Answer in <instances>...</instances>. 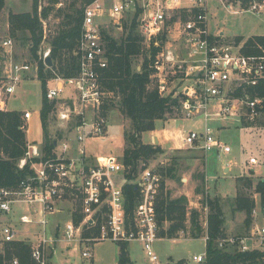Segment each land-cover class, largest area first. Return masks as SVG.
I'll return each instance as SVG.
<instances>
[{
	"label": "built area",
	"instance_id": "built-area-1",
	"mask_svg": "<svg viewBox=\"0 0 264 264\" xmlns=\"http://www.w3.org/2000/svg\"><path fill=\"white\" fill-rule=\"evenodd\" d=\"M205 1L191 0L187 8L182 5V0H93L84 6L76 45L78 73L73 77H64L54 72L51 80L55 86L45 91L50 101L61 98L68 101L57 111L56 118L72 130L77 143L107 134L108 121L103 109L111 94L102 88L100 82V70L108 63L103 31L114 37L106 29L107 26L111 24L122 29L123 20L127 16L131 19L136 12L137 31L147 50L151 43L160 47L151 66V77L157 79L156 87L160 95L178 98L179 109L185 111L188 118L202 114L205 120L209 119L211 114L207 106L213 99L217 101L214 114L220 119L236 117L237 122L251 124L259 117L264 109V98L251 97L245 88L255 87L264 80V43L246 45L245 41L228 42L222 33H210ZM226 7L231 8V4ZM194 8L199 11L194 13ZM261 8L262 5L257 2L250 6L251 10ZM181 11H185V19L181 17ZM41 22L43 34L34 67L27 62L12 60L15 43L12 38L2 42L4 52L10 57L4 68L7 95L15 92L17 83L32 69L37 76L39 62L51 68L45 64L51 49L46 42V23L43 19ZM172 27H177L180 40L183 41L182 56L169 44L168 36ZM162 36L165 40L160 44L159 37ZM147 53L150 58L151 54ZM174 64H177L181 74V83L177 89L168 91L165 67ZM66 87L74 89L75 97L60 96ZM239 88L242 89L241 95H236ZM1 107L4 108V105ZM23 116L28 118L30 111H25ZM72 119H76L75 123H71ZM68 139L59 143L55 140L53 157L45 159L38 144L28 143L23 157L18 161V168L22 169L29 163L33 173L22 179L16 188H0V212L10 214L15 205H23L19 221L40 226L35 240L31 241L33 260L37 264H51V255L60 243L73 250L77 245L83 246L81 256L90 260L93 258L92 245L109 240L116 243L137 242L148 261L158 264L159 258L153 243L160 238L155 203L162 181L161 174L149 169L142 172L134 183L138 190L137 205L131 214H126L123 184L117 182V177L124 175L122 161L112 154L91 157L82 147L73 149L75 154H72L70 141L73 138ZM172 140H177L180 148H198L205 153H229L231 150L209 126H205L201 132L189 130L185 133L177 130ZM35 158L38 160L35 161ZM247 163L256 165L258 161L256 157L250 156ZM69 201H77V207H81L82 218L79 223L73 222L72 211L63 229L59 223H55L54 227L48 226V217L66 212L64 204ZM204 211L208 212L207 204ZM99 218L101 221L98 222ZM93 227H97L98 234L84 237L83 232ZM17 234L10 224L0 228L3 242L17 239ZM200 237L206 243L207 218L204 233ZM225 245H236L240 251L264 249V223L255 222L247 235L226 236L219 241V247ZM205 258L206 252H203L186 260L191 264H199ZM12 264H17V260H13Z\"/></svg>",
	"mask_w": 264,
	"mask_h": 264
},
{
	"label": "rangeland",
	"instance_id": "rangeland-1",
	"mask_svg": "<svg viewBox=\"0 0 264 264\" xmlns=\"http://www.w3.org/2000/svg\"><path fill=\"white\" fill-rule=\"evenodd\" d=\"M60 1L62 3H68L72 0ZM47 2V0H39V6L42 8ZM253 2L261 4L262 8L260 10H251L250 6ZM182 3V5H186L184 7L187 8L191 0H182ZM229 4H231V8L226 7V5ZM31 6L32 0H5L0 14V55L7 54L4 52L1 45L3 40L10 37L8 27L9 13L28 12L31 11ZM56 7L63 6L59 5ZM205 8L209 32L212 34H220L222 32L224 38L228 42L240 43L246 41L249 37L256 35L264 36V0H249L246 3H243L242 0H206ZM38 11L40 12L41 10L38 9ZM60 19L61 18L55 17V12L53 11L49 18L45 20L48 36L58 29ZM129 20L130 18L127 16L123 22H128ZM123 22L122 25H124ZM106 29L117 39H119L125 31L124 26L122 29H119L111 24L108 25ZM170 31L168 36L169 44L171 43V46L176 49L177 54L182 56L184 54V46L182 43L183 41L180 40L178 29L177 27L176 29L172 27ZM237 37L241 38L239 42L236 41ZM14 40L12 60L27 62L34 67L36 58L31 56L29 45H24L21 40ZM143 45L145 52H148L147 46L145 44ZM9 61L10 60L7 62L9 63ZM142 62L143 58L140 56L134 61L137 70L140 69L139 67ZM4 66L5 64L0 61V99L7 98L6 106L10 110L30 111V116L28 118H25L23 116L24 112H21L23 119L22 130L29 136L34 134L36 136L38 133L37 130H39L41 135L40 141H36L34 144H38L41 147L43 143L41 121L37 124V114L41 108L43 96L41 81L36 76L35 70L32 69L27 74V78L24 77L17 83L15 92L7 95L4 89L6 83L3 71ZM165 69L167 73L166 81L168 84V91L177 89L181 83V80H179L181 74L178 71L177 64L167 65ZM51 72L52 75L46 80V89L55 86V82L51 80L55 72L52 68ZM156 82L157 79L155 78L152 85H156ZM75 94L72 87H66L64 93L60 96L75 97ZM54 101L53 110L49 113V118L47 119V132L49 137L59 142L61 140L73 138L72 141H70L72 143V154H75L73 149L82 147L87 154H91V157L95 155L104 157L108 154H112L121 160L123 150L131 146L128 141V136L133 132V129L131 122L126 119L115 106L108 110L103 109V114L108 121L107 134L105 136L89 138L83 143H77L73 137L74 133L72 130L67 127L66 123H61L56 118L57 111L61 109L62 104L66 105L68 101L64 98ZM216 109L217 101L213 99L209 101L207 106V111L211 114L207 120L204 119L202 114L188 118L185 115V111H177L175 109L173 113L167 114L166 120L155 121L154 130L143 132L139 137V142L143 144L157 143L161 147L162 152L153 156L147 162H140L138 174L133 180H128L123 175L117 177V182L123 184V186L125 184H134L137 178L146 169L159 172L162 176L163 188L161 184L158 196L163 192V197L168 196L169 199L185 197L187 200V214L184 222L186 229L189 228V212L192 209L198 210L199 224L202 226V229H204V222L208 215V212L204 211V207L207 204V200H214L216 198L222 208L224 217L223 227L226 236H244L249 233L250 227H253L255 224L254 222H264V200L262 201L260 194L255 191V186L259 180H264V109L259 117L251 124H247V126L237 122L236 117H232V119H220L216 117L214 114ZM75 121L76 119H72L71 123H75ZM205 126H209L213 132L230 147L231 150L229 153H217L216 151L205 153L198 148L187 146L180 148L179 142L178 144L174 143L175 140L166 141L167 138L164 134L165 130H173V132L180 130L185 133L189 130L201 132ZM173 136L174 133L171 135L172 139ZM168 137H170L169 134ZM155 138L158 139V142L155 141ZM59 149L60 146L57 150ZM250 156L256 157L258 161L256 165H249L246 163ZM141 167L144 168L141 169ZM225 168H227V170H225ZM251 172L253 174H251ZM240 175L244 178L249 177V179L252 180V188L250 189L243 187L246 180L240 181L238 186L244 193L251 195L255 201L253 209L255 212H252L253 220L250 227L244 224V212L232 211L231 209V204L237 194V188L235 189V184H237L236 177ZM184 178L186 180L183 182ZM76 202L77 201L66 202L64 204L66 212L55 215L61 229H63L70 212H80L81 207L79 205L77 207ZM136 205L137 200L133 209ZM21 206L23 207V205ZM13 218H17V215L15 214ZM49 225L50 224H48V226ZM167 225H169V223L166 221L163 222V225L161 224V227L158 224V231L160 228L167 227ZM36 228L39 229L40 226L34 224L22 225L19 229L20 233L17 234V236H19L18 238H22L20 237L21 235L30 234L31 240L33 241L37 235ZM94 229L95 227L88 229V231H93ZM202 235L203 233H201V236ZM90 236L96 235L92 233ZM1 245L2 239L0 236V247ZM58 245H56V247L61 248L63 247L61 245L66 244L60 243ZM205 248V240L202 237H191L188 230L186 232H178L176 238L162 237L158 238L153 243V249L159 258L158 264H176L181 258L190 259L193 255L205 252ZM82 249L83 246L77 245L74 250L68 251L66 255L64 251L59 252L60 255L63 253V256L57 255L58 257L55 261L58 263L59 258H61L62 260L68 259L62 261V264H118V245L116 242L109 240L95 242L91 248L93 258L90 260L84 259L81 256ZM128 252L132 264H155L148 261L137 242L128 243Z\"/></svg>",
	"mask_w": 264,
	"mask_h": 264
},
{
	"label": "trees",
	"instance_id": "trees-1",
	"mask_svg": "<svg viewBox=\"0 0 264 264\" xmlns=\"http://www.w3.org/2000/svg\"><path fill=\"white\" fill-rule=\"evenodd\" d=\"M47 4L38 11L39 0H32L31 11L14 13L8 15L9 36L12 39L21 40L24 45H29V52L33 58H37V51L42 40L43 27L41 19L44 21L55 12L56 18H61L58 29L47 37V44L50 46V57L52 58L51 68L64 77H73L78 73V55L76 53L77 39L80 35L81 23L83 19L84 6L93 0H72L62 3L60 0H47ZM249 0H242L243 3ZM5 0H0V14ZM58 3L60 6L56 7ZM63 4V5H62ZM79 4V5H78ZM242 4V3H241ZM197 13L199 10H192ZM137 12L128 21L123 22L124 33L119 39L109 36L107 31H103L108 63L105 68L100 70L101 86L111 94V98L104 106L105 110L115 106L117 110L131 122L133 132L128 136L130 147L122 152L121 161L125 166L124 176L128 180H133L138 174L140 162H147L150 158L162 152L159 144H143L139 142V137L143 132L152 131L155 128V121L166 120L167 114L179 111L180 103L178 98L171 95L162 96L159 94L156 85H152L154 57L160 47H155L151 43L148 53L145 52L143 38L137 31ZM181 17L186 18L185 11L181 12ZM129 23V24H128ZM162 44L165 37H159ZM241 38L237 37L239 42ZM15 41V40H14ZM264 43V36H253L247 38L246 45ZM143 58L140 69L137 70L134 61L138 57ZM51 68H46L41 62L38 63L37 77L43 87L42 104L39 110L41 127L43 131V143L41 151L43 158L53 157L55 139L48 136L47 119L53 110L55 101L48 100L45 96L46 80L52 75ZM245 91L251 97L259 96L264 98V80L255 87H247ZM242 89L236 91V95H241ZM7 98L0 99V188H16L19 182L31 175L29 163L20 169L18 161L23 157L27 144L26 134L22 130V113L20 111H7L1 106L5 105ZM245 121L241 124L247 126ZM37 161L38 159H34ZM144 167H141L143 169ZM251 174H253L251 172ZM246 180L243 187L252 188V180L244 177L236 178L237 194L231 204L232 211L244 212V224L250 227L252 223V212L255 206L253 197L239 189V182ZM163 188V180H162ZM123 190L126 197L125 213L131 214L134 204L138 197V190L135 184H125ZM163 191V189H162ZM255 191L264 200V180H259L255 186ZM163 193V192H162ZM160 194L155 203V210L159 226L163 222L169 225L160 228L158 235L160 238H176L180 231H189L191 237H200L204 229L199 224V212L192 209L189 212V228L184 224L186 220L185 197L169 199L168 196ZM261 201V202H262ZM207 235L205 243L206 258L199 264H264V249H252L240 251L236 245L219 247V241L226 238L223 223L224 217L218 199L207 200ZM82 218L80 212H73L72 220L78 224ZM100 218L98 219V222ZM93 233L97 235V227L93 231L85 230L84 237ZM118 245V264H132L128 243L121 242ZM31 241L29 237L17 238L12 241L3 242L0 247V264H12L17 260V264H37L31 257ZM176 264H191L186 259H179Z\"/></svg>",
	"mask_w": 264,
	"mask_h": 264
},
{
	"label": "crops",
	"instance_id": "crops-1",
	"mask_svg": "<svg viewBox=\"0 0 264 264\" xmlns=\"http://www.w3.org/2000/svg\"><path fill=\"white\" fill-rule=\"evenodd\" d=\"M235 12V11H234ZM222 33V32H221ZM223 34V33H222ZM256 36H262V35H256ZM9 38H11V37H9ZM0 58H1V62L2 63H4L5 64V66L6 65H8V60H10V57L8 56V54H2V55H0ZM5 66L3 67V71H4V68H5ZM27 75H25V76H23V78L25 77V78H27L26 77ZM4 109L5 110H7V111H14V110H10V109H8L7 108V106H6V104L4 105ZM16 111H18V110H16ZM20 112H25V111H20ZM37 119H38V123L37 124H39V121H40V116H39V113L37 114ZM36 126H38V125H36ZM35 126V127H36ZM38 131V133H37V135L35 136V134L34 135H26V139H27V142H29V143H36V141H40V133H39V130H37ZM34 132H36V131H34ZM168 132V133H167ZM175 132V131H174ZM173 132V130L172 131H169V130H165L164 131V134H165V136H166V138H167V142L169 141V140H172V137H171V135L174 133ZM168 134L170 135V137H168ZM159 140H160V138H159ZM58 143H59V141H58ZM174 143H176V144H178V141L177 140H175L174 141ZM173 143V144H174ZM176 148H178V147H176ZM247 163V162H246ZM248 164V163H247ZM225 170H227V168H225ZM241 176V175H240ZM237 177H239V176H237ZM236 177V178H237ZM236 185V184H235ZM235 189H236V186H235ZM23 211V207L21 206V205H15L14 206V208H13V211H12V213L11 214H5V213H2V212H0V228H1V226L2 225H4V224H10V225H12L16 230H17V233L19 234L20 232H19V229H20V227H22V225H26V224H23V223H21L20 221H19V215L21 214V212ZM17 215V218H13V216L14 215ZM56 215V214H55ZM55 215H53V216H50V217H48V220H49V226L50 227H54V224L55 223H58V219L55 217ZM255 223V222H254ZM258 223V222H257ZM264 223V222H263ZM263 223H258V224H263ZM27 225H30V224H27ZM34 225H36V224H34ZM37 226V225H36ZM252 227H250V229H251ZM37 229V228H36ZM250 229H249V231H250ZM39 231V229H37V231H36V234H37V232ZM37 236V235H36ZM36 236H35V238H36ZM17 237H19V236H17ZM20 237H29L30 238V241H32L31 240V237H30V234H23V235H21ZM35 238H34V240H35ZM139 244V243H138ZM58 246H60V245H58ZM61 246H63V247H61V248H55V251H54V253L51 255V264H62V261H65V260H68V259H65V260H62L61 258H59V260H58V263H57V261H55L56 260V258L58 257L57 255H60V253L59 252H62V251H64L65 253V255H66V253H68V251H70V250H73V249H70V246H68V245H61ZM139 246L141 247V245L139 244ZM61 255L63 256V253H61ZM60 255V256H61ZM130 256V255H129ZM131 259V258H130Z\"/></svg>",
	"mask_w": 264,
	"mask_h": 264
},
{
	"label": "water",
	"instance_id": "water-1",
	"mask_svg": "<svg viewBox=\"0 0 264 264\" xmlns=\"http://www.w3.org/2000/svg\"><path fill=\"white\" fill-rule=\"evenodd\" d=\"M45 64H46L47 66L51 67V66H52V58H51V57H47V58L45 59ZM155 141L158 142V139L155 138ZM155 144H157V143H155Z\"/></svg>",
	"mask_w": 264,
	"mask_h": 264
}]
</instances>
